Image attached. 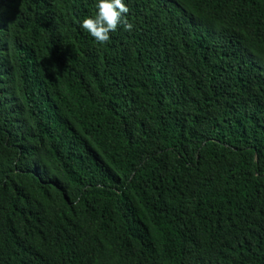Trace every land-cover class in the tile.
I'll return each mask as SVG.
<instances>
[{"label":"trees","instance_id":"trees-1","mask_svg":"<svg viewBox=\"0 0 264 264\" xmlns=\"http://www.w3.org/2000/svg\"><path fill=\"white\" fill-rule=\"evenodd\" d=\"M0 0V264H264V0Z\"/></svg>","mask_w":264,"mask_h":264},{"label":"clouds","instance_id":"clouds-1","mask_svg":"<svg viewBox=\"0 0 264 264\" xmlns=\"http://www.w3.org/2000/svg\"><path fill=\"white\" fill-rule=\"evenodd\" d=\"M97 9L94 17L83 19L81 28L98 43H107L110 33L115 32L120 25H123L125 31L133 30L134 25L126 15L129 9L123 0H98Z\"/></svg>","mask_w":264,"mask_h":264}]
</instances>
